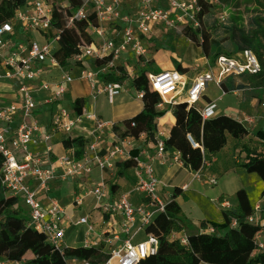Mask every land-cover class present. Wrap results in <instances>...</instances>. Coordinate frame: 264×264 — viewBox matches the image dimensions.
<instances>
[{
  "label": "built area",
  "instance_id": "built-area-1",
  "mask_svg": "<svg viewBox=\"0 0 264 264\" xmlns=\"http://www.w3.org/2000/svg\"><path fill=\"white\" fill-rule=\"evenodd\" d=\"M123 1L84 0V4L69 20L71 24L74 20L85 18L90 7H94L97 12L100 25L92 27L94 42L81 46L80 53L74 58L83 62L80 78L93 89V99L99 95H106L110 103L123 92L124 83L105 79L98 84L99 77L119 71L118 63L123 54L130 50L135 56L146 58L148 48L144 43V37L151 34L153 25L161 23L170 30L187 26L196 28L201 25L198 18L201 6L198 0H167L169 8L154 6L155 0H141L136 18L123 14ZM208 1L220 3V0ZM55 4L56 0H26L23 6L14 11L10 20L0 23V153L4 157L0 182L7 192L20 197L27 206L29 225L46 234L50 242L59 249L65 239L68 215L65 207L49 196L51 183L57 177L83 181L86 190L83 195L76 197L75 204L82 205L86 197L92 196L95 203L103 207L104 214L109 215L104 224L113 227L119 223L120 226L119 231L111 233L108 227L103 234L91 237L95 227L89 222L88 216L80 217L78 220L69 217V221L76 225H88V236L83 246L112 245L114 241L121 239V234H125L126 238L122 244L111 249V258L106 264H112L113 260L116 264H139L141 260L158 252L160 242L152 234H146V238L138 242H134L133 239L140 232H146V227L155 215L164 212L168 203L159 197L160 179L156 175L153 158L143 160L139 156H133L130 148L134 145L135 138L124 137L118 139L105 152L99 150L95 141L88 145V150L81 157L73 150L50 162V153L53 151L52 139L57 132L71 134L81 128L85 121L94 124V133L98 136L106 129L112 130L115 127L113 121L101 119L85 105L82 113L74 110L72 114L62 104H58L52 115L50 130L43 132L36 115L40 104L36 95L42 92L50 94L41 104L62 100L75 80L73 74L69 72H64L56 81L44 79L49 71L45 66L47 61L52 68H60L54 55L59 39V32L52 26ZM107 21L126 23L117 42L107 36L105 28ZM36 35L40 38L38 39ZM96 36L101 39L100 43H96ZM86 58H92L93 64L95 59H106V62L100 66L95 64L90 66L86 64ZM260 71L261 63L258 56L253 50L244 49L230 55L221 54L213 63L209 61V66L202 69L190 85L178 69L157 72L149 70L147 75L150 85L162 98L158 105L161 107L164 104H175L177 98L181 96H184L188 104L196 105L211 83L221 85L226 77L255 75ZM5 88L8 91H5ZM143 95V90L138 91L139 99H142ZM198 112L203 119H209L217 114V104L210 102L204 108L198 109ZM245 121L250 120L246 118ZM189 139L192 141L191 137ZM42 143L45 144L44 154L49 160L48 166L43 163V157L31 149L32 145ZM155 143L157 154L165 164L164 157L167 153L165 138L157 135ZM128 159H133L137 163L135 169L137 190L147 196L149 200L147 205L134 206L127 194H122L116 201L108 202L105 196L109 186L105 180H87L95 168L103 175L107 170L115 169L117 162ZM173 160L183 162L178 152ZM196 174L199 176L202 173L196 171ZM208 181L211 185L218 184L215 176H210ZM43 194L47 195V202L44 201ZM149 205L153 206L154 210H150ZM261 209L260 205L255 207V214L250 216L248 221L258 222L256 215ZM206 231L214 230L211 228ZM170 237L184 246L189 244L188 235L184 231L172 232ZM257 242L258 251L264 252V231L258 235ZM81 261L82 264H89L87 261ZM0 264L19 263L0 260Z\"/></svg>",
  "mask_w": 264,
  "mask_h": 264
},
{
  "label": "trees",
  "instance_id": "trees-1",
  "mask_svg": "<svg viewBox=\"0 0 264 264\" xmlns=\"http://www.w3.org/2000/svg\"><path fill=\"white\" fill-rule=\"evenodd\" d=\"M26 0L0 1V23L10 20L14 11L23 6ZM201 11L198 14L199 27H184L183 34L202 48L210 62H214L221 54H233L244 49H251L258 56L261 71L249 75L251 83L264 87V3L258 0H220L219 4L208 0H198ZM256 2L261 9H250L248 6ZM84 4V0H67L65 5H54L52 26L59 32L58 49L55 58L62 66H67L70 60L80 53V47L94 42L92 27L100 25L97 12L90 7L86 17L74 20L70 24L73 13ZM243 6V16H249L247 26L236 19H224L217 16L218 9L228 7L240 11ZM106 59H95L96 66L102 65ZM123 71L122 67L118 70ZM176 68L182 73L186 69L176 63ZM157 71L154 61L142 69L134 78L133 84L144 91L142 97L143 109L135 116L125 121V131L121 138H139L143 133L148 141L156 142L158 119L165 111L158 105L162 98L149 83L147 73ZM105 76L110 81H123L125 75L116 76L113 71ZM231 77V76H229ZM226 77L225 79H227ZM221 86L226 91L230 89ZM84 98L74 102L75 110L82 113ZM176 122L168 138L167 147L173 148L180 155V160L195 171L213 174L219 180L232 168L241 166L249 173H256L264 181V148L256 149L250 146L246 138L250 135L249 128L240 120L227 114H218L209 119H203L195 105L186 101L178 102L173 107ZM162 122L165 119L161 120ZM134 124V125H132ZM256 135L262 139L264 147V130ZM191 137L192 141L189 139ZM66 148L75 147L76 155L81 157L87 140L77 136L63 140ZM4 157L0 153V171ZM119 174L134 171L136 161L128 159L116 163ZM137 180V177L134 178ZM132 178V185H135ZM138 182V180H137ZM137 185V184H136ZM174 198L166 204L165 211L155 215L146 227V233L159 239L158 252L141 260L139 264H264V252L258 251V235L264 231L260 222H249L248 218L255 214V208L250 201L245 188L236 192L238 202L228 209H222V222H201L198 233L188 235L189 244L182 245L178 240L171 239L172 232L184 231L176 213L179 206ZM264 201V190L261 194ZM221 200V199H220ZM21 198L6 191L0 182V260L19 264H67L69 258L87 261L89 264H106L111 258L104 244L96 247H68L67 253L61 254L47 235L36 230L28 223L26 210L21 206ZM264 209V204L262 206ZM107 220L108 214L104 215ZM213 232H207L208 229Z\"/></svg>",
  "mask_w": 264,
  "mask_h": 264
},
{
  "label": "crops",
  "instance_id": "crops-1",
  "mask_svg": "<svg viewBox=\"0 0 264 264\" xmlns=\"http://www.w3.org/2000/svg\"><path fill=\"white\" fill-rule=\"evenodd\" d=\"M109 1V0H108ZM263 1L264 0H258ZM141 0H124L123 6H122V12L123 14H129L132 18L137 17V12L140 8ZM65 5V4H63ZM154 6L159 7H165L169 8V4L167 0H155ZM243 6L240 7V10H243ZM250 9H258L261 8L257 6L256 2H253L248 6ZM223 18V17H222ZM245 26H247V22L249 19V16H245ZM126 23L122 21H107L105 22V28L107 31V36L109 38H113L116 40V42L119 40L120 36L122 35L123 28H125ZM136 27V24H134ZM93 33V32H92ZM164 33H168V35H171L172 38H179L177 35L181 32L180 29L176 30H170L166 28L163 24L159 23L156 25H153L152 32L149 34V36L144 37V43L150 44L152 42H159L160 37ZM93 36L95 37L94 33ZM101 39H99L96 36V43H100ZM201 48V47H200ZM202 56L200 58L202 66H204L202 69H205L209 66V60L204 55L203 50ZM160 53L161 57L160 59L157 58V54ZM147 58V59H146ZM145 61L152 60L154 61V64L157 71L162 70H172L177 69L176 65L174 66V62H176L169 54L168 50L160 49L155 50L154 52L149 51L148 55L146 57ZM150 58V59H149ZM85 61L86 64L90 66H94L93 59L92 58H86ZM144 59V58H143ZM71 60H77L74 57ZM81 62V61H79ZM143 62H141L140 58L138 56H135L134 53L130 50L123 54L119 64V67H124L127 70H130V68H135V65L140 67V70L137 69V71H141L142 69H145L146 67H143ZM83 62H81V65L77 66L75 68L76 74L74 75L75 80L79 79L81 81H85L80 78V71L82 69ZM161 68L159 70V68ZM183 67V66H182ZM185 68V67H183ZM186 69V68H185ZM201 69V70H202ZM72 70V69H71ZM70 70V71H71ZM74 70V69H73ZM195 71L192 73V71H189L186 69V72L182 73L186 80L188 81V84L190 85L191 82L195 79L197 74L201 71ZM153 71V70H150ZM155 71V72H157ZM116 76H121L122 73L119 71H114ZM131 72V71H130ZM72 73V72H69ZM52 74L49 73L45 75L44 79H50ZM109 80L105 76L99 77V83L103 82L104 80ZM74 80V81H75ZM125 80V79H124ZM122 81L124 84L126 82H129V80ZM56 81V80H54ZM110 81V80H109ZM86 82V81H85ZM87 83V82H86ZM88 84V83H87ZM215 84V83H214ZM89 85V84H88ZM217 85V84H216ZM225 85L230 89V91L224 90V88L221 85H217V88L220 91V94L214 95L209 93V89L213 88V85H209L206 91L203 93L200 101L195 105L197 109L204 108L208 103L215 102L217 104V114H227L229 116H232L235 119H238L242 121L246 126L247 124L252 123L253 126H256V132L254 136V140L258 142H262V139H260L256 133L260 130H264V87L255 85L254 83H251L250 78L248 75H242V76H231L225 79ZM90 88V95H77L75 99L77 98H84L85 99V106L96 112L101 119L105 121H113L115 123V127L112 130L106 129L100 136L94 133V124L90 121H85L84 124L81 126V128L74 130L73 133H66V132H57L54 134L52 139L53 144V151L50 153V162L55 160L58 156L67 153L69 151H75V147L72 148H66L63 144V140L67 137L74 138L77 136L83 137L85 140H87V144L84 147V152L88 150V145L92 144L96 141L97 147L99 150H102L105 152L108 150L111 146L114 145V143L121 138V133L125 131V121L133 116H135L137 113H139L143 109V103L142 100L138 99L136 97L135 91H133L130 86L124 87L123 92L117 97V100L114 101L116 104L115 107H113V112L111 114H108L106 112V109L102 108L98 102V98L101 96L106 95H99L96 99H93L92 93L93 89L89 85ZM8 91L7 88H5V91ZM71 92H73V88L71 85L69 86L68 92L65 95V97L62 100L53 102V103H44L41 104L45 99H48L50 94L48 92H42L44 96H41L38 101L40 102L38 109L36 110L37 118L42 125L43 132L46 133L50 130L52 115L56 110V106L58 104H62L64 100H72ZM133 92V93H131ZM10 93V92H9ZM8 93V94H9ZM41 95V94H40ZM70 96L71 99L67 98V96ZM37 97V95H36ZM39 97V96H38ZM93 99L96 104L90 103ZM138 99V100H137ZM184 96H181L177 98V101L175 102H184ZM226 100V101H225ZM118 101V102H117ZM114 103V104H115ZM171 104H164L163 106L159 107L160 110H164L165 114L164 116L160 117L158 119V126H157V135L162 136L164 138H168L171 132L172 127L174 126L176 122V118L173 114V107L174 105ZM73 108L74 103H73ZM248 119L250 121H245V119ZM165 119L164 122L161 120ZM248 127V126H247ZM249 128V127H248ZM31 149L34 151V153L39 154L43 157L44 161L43 163L45 166L49 165V160H47L45 157L47 155L44 154L45 150V144H39V145H32ZM132 151L133 156H139L143 160H150L153 158V163L156 171V175L160 179V184L158 187V194L160 199L162 198L165 200V202H170L172 198H174V190L178 188L177 190V197H175V202L179 206V211L175 214L177 218L180 219L182 225L184 226L185 232L191 234V233H198L202 232L204 230L201 229V222L203 220L206 221H215V222H222V209H228L233 205H236L238 202L237 200H234L233 198L229 197L230 195L227 194L226 187H228V184H232L234 186V193L236 195V192L240 188H245L249 194L250 201L252 205L257 207L258 205L263 206L264 201L261 199V194L264 190V181L260 179V177L256 173L248 174L249 172L241 166L232 168L230 171L226 172L222 177H224L226 180L223 183L222 187H219L220 189L217 192H210L209 188L211 187L208 183V174H201L199 176H196V171L190 168L188 165H186L183 162L174 161L173 157L176 154V151L173 148L167 147V153L164 157L165 164L162 163L161 158L157 154V147L156 143L153 141H148L147 135L142 134L139 138L134 139V145L130 148ZM76 153V151H75ZM81 155V156H82ZM119 168L116 166L113 170H107L103 175L99 171L98 168L94 169L93 174L90 176V179H87L88 181H100L102 179L105 180L107 185L109 186L108 190L106 191L105 200L108 202L116 201L120 198L122 194H127L130 202L134 206H140V205H147L149 200L147 196L137 190V186L132 185V177L135 176L134 171L126 172V174H119ZM248 172V173H245ZM110 176H114V180L112 183L107 182L108 178ZM247 178V181H244V178ZM85 183L83 181H80L78 179H62L60 177H57L54 179L51 183V192L49 193L50 197L55 198L63 207L66 209L67 213V219H66V235L65 239H71L73 238L72 230L74 228L81 227L83 228V233L80 237V243L81 244H74V243H68V247H77L79 245H83L84 240L88 236V225L81 224L76 225L74 222L72 223L69 221V217H72L74 220H78L80 217L88 216L89 222L95 227L94 233L91 235V237H97L104 232L108 230V225L104 224V212L99 209L100 205L95 203V200L92 196H88L85 198V201L82 205L77 206L75 204V199L78 196L83 195L85 192ZM73 186L74 188H71ZM184 186H187L184 188ZM53 193H60L61 197L55 196ZM44 201L47 202L48 197L47 195H44ZM237 197V196H236ZM221 199V200H220ZM150 210H154L153 206L149 205ZM84 209L86 212L84 214H81V210ZM182 212V213H181ZM91 213L94 215V218H91ZM184 213V214H183ZM99 215L101 217H99ZM257 221L260 222L262 225H264V209L262 208L260 213L257 215ZM100 221V223L96 224V221ZM111 233L116 232L120 230L119 223L117 225H114L113 227H109ZM146 232H140L134 239V242H138L141 240H144L146 238ZM121 239L114 241L112 245H106L104 244L107 251L111 253V249L122 244L123 240L126 238L125 234H121ZM64 239V241H65ZM70 264H82L81 260L74 261L73 258L69 259Z\"/></svg>",
  "mask_w": 264,
  "mask_h": 264
},
{
  "label": "rangeland",
  "instance_id": "rangeland-1",
  "mask_svg": "<svg viewBox=\"0 0 264 264\" xmlns=\"http://www.w3.org/2000/svg\"><path fill=\"white\" fill-rule=\"evenodd\" d=\"M261 2H263V1H261ZM66 3H67V1H65V0H56V4L57 5L66 4ZM217 16L221 17V19H222V17L224 19H228V18L232 17L233 19H236L239 23L242 22L245 25V18H244L243 14H242V10H240V11L231 10L228 7H226L223 10L222 9H218L217 10ZM181 32L182 33H178L177 34L179 36V38L178 37L177 38H172V37H170L171 35H168V33H164L162 35V37H160L159 42H155V41L152 42L151 41V43L147 44L146 47L148 48V52L149 51L151 52V55H152V52H154L155 50H160V49L168 50L170 56L172 57V59H174L176 61V62L173 63L174 66L176 65V63H179V64H181V66L185 67L187 70L192 71V73L194 72V68H195V71L197 72V71L201 70L204 67V66H202V64H200L201 63L200 58L203 55L202 51H201V48L198 45H196L192 40H190L187 36H185L183 34L184 27L181 28ZM36 37L38 39L40 38L39 35H36ZM56 49H58V47H56ZM160 57H161V54L158 53L157 54V58L160 59ZM146 59L145 58L144 59L140 58L141 62H143L142 63L143 67H147L148 66V62L150 61V60L149 61L148 60L145 61ZM49 63L50 62L47 61L45 66L47 68H49V73L52 74L50 79L49 78L46 79V80H50V81L59 80L62 77V75L64 74V72H72V74L74 76L76 74L75 68L77 66L81 65V62H79L78 60H70V62H69V64L67 66L64 67V66L60 65V68H55V67L52 68V66ZM137 69L140 70V67L135 65V68L133 67V68H130V70H127V69H125L123 67V71H120V73H122L121 75H125L124 79L125 80H129V82H126L124 84V87L128 88L130 86V88H132L133 91H135V93H133V92H131V93L136 94V97H137L138 91H140V89L136 88V86L133 84L134 78L139 74V71H137V72L135 71ZM160 69L161 68H159V70ZM210 85H213V88H210L208 90L209 93L214 94V95L220 94V91L217 88L216 84L211 83ZM71 87L73 88V92H71L72 100H64L62 106L73 114V111H74L73 103L76 100L75 97L77 95L89 96L90 95V88H89V85L85 81H81L79 79H76L71 84ZM41 96H44V94L43 93H39L37 95V99H39ZM67 98L71 99L69 95L67 96ZM91 100L92 101L90 103L96 104V100H95V102H93L94 101L93 99H91ZM116 100H117V97H116ZM114 103L115 102L110 103L108 101L107 97H105V96L99 97L98 98V102H97V104H99L100 106H101V104L103 105L102 108L106 109V112L108 114H111L113 112V107H115V105H118V103L117 104L116 103L114 104ZM247 126L249 127L250 135L246 138V141H248L250 146L253 147V148H256V149L264 148V147H262L260 142L254 140V136H251V135H255L256 126H253L252 123L247 124ZM245 173H248V172L245 171ZM202 174H208L209 177L213 176V174H209V173H202ZM248 174H251V173H248ZM113 177L114 176H110V178H108L107 182L112 183L113 180H114ZM132 178L134 179V176ZM246 179L247 178L245 177L244 181H247ZM225 180L226 179L224 177H220L219 180H218V184L217 185H211L208 182L210 184V186H211L209 188L210 192H217L220 189L219 187L223 186V183L225 182ZM134 182H135V186H137L138 185L137 180L134 179ZM248 182H249V180L247 181V183ZM227 186L228 187H226V189L228 191H226V192L229 195L231 194L229 197H231V199L233 198L234 200H237V197H236V195L234 193L235 192L234 191V186L232 184H228ZM72 188H74V187L71 186V188H68V189H72ZM53 194L55 196L59 197V198L61 197L60 193H56V194L53 193ZM162 201L165 202V200L163 198H162ZM20 204L25 210H27V206L24 204L23 201H21ZM99 209L101 211H103V207L100 206ZM84 212H86V211L84 209H82L81 210V214H84ZM90 216H91V218H94L93 217L94 215H92V213H91ZM99 217H101V216L99 215ZM94 221H96V224H97V223H100L101 220L97 221V220L94 219ZM71 232H72L74 237L71 238V239H68V238L65 239V241L62 243V245L59 248L61 254L67 253L66 252V249L68 248L67 242L68 243H74V244H81L80 243V237H81V235L83 233L82 226L78 227V228H74ZM184 233L189 235V233L185 232V230H184ZM69 259L67 260V264H70L69 263ZM112 264H116V261L113 262Z\"/></svg>",
  "mask_w": 264,
  "mask_h": 264
},
{
  "label": "bare ground",
  "instance_id": "bare-ground-1",
  "mask_svg": "<svg viewBox=\"0 0 264 264\" xmlns=\"http://www.w3.org/2000/svg\"><path fill=\"white\" fill-rule=\"evenodd\" d=\"M114 262V260L112 261V263Z\"/></svg>",
  "mask_w": 264,
  "mask_h": 264
}]
</instances>
